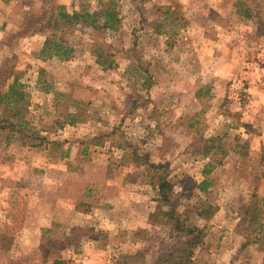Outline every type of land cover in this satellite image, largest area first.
<instances>
[{
  "label": "rangeland",
  "instance_id": "1",
  "mask_svg": "<svg viewBox=\"0 0 264 264\" xmlns=\"http://www.w3.org/2000/svg\"><path fill=\"white\" fill-rule=\"evenodd\" d=\"M111 1L0 0V264H264V0Z\"/></svg>",
  "mask_w": 264,
  "mask_h": 264
},
{
  "label": "trees",
  "instance_id": "2",
  "mask_svg": "<svg viewBox=\"0 0 264 264\" xmlns=\"http://www.w3.org/2000/svg\"><path fill=\"white\" fill-rule=\"evenodd\" d=\"M47 14L46 12L44 15ZM52 20H54L52 22ZM64 21V23H70L71 24H77L78 22L82 21L84 23H88L90 20L92 21V24L94 25L96 22L101 23L100 28L104 29H115L117 28L120 19L118 17V13L115 10L112 1L110 0V5L107 7H102L101 10L95 12V13H90V12H76L73 11L71 14L67 12L64 6H57V5H52L50 8V13L49 16L47 17V22L46 25H41L40 28H38L36 31H41L43 27H49V28H58L59 27V21ZM97 27V26H95ZM46 48L51 49L49 51L50 56H56L59 58H71L73 56V53L75 51V48L68 44L67 42L63 40H53L51 38H47L44 44V50ZM100 65H104V61H99ZM20 84H18L17 78L14 79L12 84L8 86V89L6 90L5 94L0 97V103L6 99L8 102H13V103H19L22 102L24 99V94L21 89L18 88ZM18 114L17 111L13 113V116L16 117ZM0 122H4L5 125H0V130L6 128L7 126H10V130H13L15 128V124L10 121L8 118H3L0 120ZM73 123L74 120H71ZM148 164L150 167L153 168H161L163 167V164H156L154 162H149ZM205 174L209 173L208 170L204 171ZM158 185V192L159 196L161 198V201L163 203H169L171 201V196H172V184L169 180H167L165 175H162L159 180L157 181ZM207 185V180H204L200 184V189L204 190ZM180 227V226H178ZM188 233H190L188 231ZM1 248H6L7 245H0ZM184 256V255H183ZM181 256L179 259V263H182L184 258ZM187 256V255H185ZM184 256V257H185ZM186 262L188 259L185 260ZM178 263V264H179ZM55 264H60L59 261H56Z\"/></svg>",
  "mask_w": 264,
  "mask_h": 264
}]
</instances>
